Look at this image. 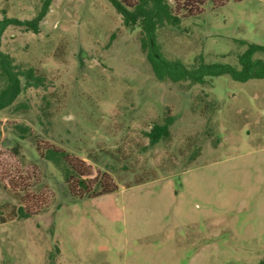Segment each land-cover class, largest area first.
Here are the masks:
<instances>
[{
    "label": "rangeland",
    "instance_id": "rangeland-1",
    "mask_svg": "<svg viewBox=\"0 0 264 264\" xmlns=\"http://www.w3.org/2000/svg\"><path fill=\"white\" fill-rule=\"evenodd\" d=\"M40 6L0 0V18L30 20ZM139 39L107 0H53L38 33L4 31L1 50L44 76L46 88L0 111V264L264 258V79L158 80ZM157 40L167 59L187 66L197 56L237 66L246 44L264 46V0L208 3L177 27L159 26ZM166 116L169 137L149 145L145 133ZM14 124L30 135L19 139ZM42 142L83 159L94 175L108 172L117 191L68 195L59 170L36 152Z\"/></svg>",
    "mask_w": 264,
    "mask_h": 264
},
{
    "label": "trees",
    "instance_id": "trees-1",
    "mask_svg": "<svg viewBox=\"0 0 264 264\" xmlns=\"http://www.w3.org/2000/svg\"><path fill=\"white\" fill-rule=\"evenodd\" d=\"M53 0H41L37 14L30 20H19L12 17L0 18V111L14 104L21 93L29 88H46V78L36 74L32 68H20L13 59L1 50V38L9 26L23 27L26 31L39 32V24L49 11ZM114 10L122 17L123 24L140 31V48L145 53L151 71L158 80H169L177 83L190 80L203 83L206 78L227 75L238 82L250 79H264V59L256 58L257 53L264 54V46L246 44V48L237 56V66L222 63L204 62L197 56L194 62L187 66L180 60L167 59L157 40V29L164 23L177 27L182 19L199 15L206 4L212 8L221 7L229 0H107ZM239 1V0H234ZM244 43V42H243ZM42 116L50 123L52 112L50 101L43 96ZM173 118L166 116L164 123L154 124L145 133L149 145L153 146L161 139L169 137V127ZM13 132L19 139L30 135V128L23 124H14ZM39 158L51 163L59 170L66 185L67 194L82 199L95 198L117 191L112 176L108 172H96L95 175L86 162L74 157L63 149L42 142L36 145ZM23 201H26L23 198ZM21 217L28 218L33 213L18 208ZM258 264H264L262 258Z\"/></svg>",
    "mask_w": 264,
    "mask_h": 264
}]
</instances>
